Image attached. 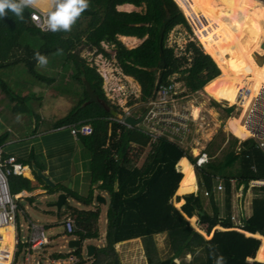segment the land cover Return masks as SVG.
Listing matches in <instances>:
<instances>
[{"label":"trees","instance_id":"1","mask_svg":"<svg viewBox=\"0 0 264 264\" xmlns=\"http://www.w3.org/2000/svg\"><path fill=\"white\" fill-rule=\"evenodd\" d=\"M125 3L136 6L145 3L146 10L144 13L119 11L117 6ZM31 11V8L25 9L23 21L11 12L0 18V70L23 64L27 74L35 79L33 82L45 81L52 85L57 77L52 78L40 72L34 54L39 52L51 58L62 53L69 65L66 70H72L70 74L64 75L73 79L69 87H73L72 83L84 86L85 98H81L65 116L58 118L54 129L81 123L93 127L91 134L80 135L79 140L89 160L92 184H97L99 190L107 193L110 207L105 244L96 247L91 264H124L117 245L134 238L142 239L147 264H216L218 256L224 257V264H264V186L253 187L255 196L252 200V214L243 218L239 227L243 231L234 228L232 220V182L237 181V188H242L245 194L251 180L263 179L264 152L256 147L252 139L244 140L243 148L238 152L236 142L239 137L233 135L234 142L223 151L219 158L221 161L215 160L216 152H209L208 145L211 158L208 163L198 167L190 149L191 154L178 141L163 137L152 146L145 161L139 165L149 136L142 132L140 126L127 127L110 120L113 116L111 110L120 109L107 98L103 88L104 79L97 68L76 51L78 45L85 44L89 49L96 48V52L111 57L112 53L106 51L102 43L114 45L120 68L124 74L139 82L141 101L147 103L156 91L159 78L158 70L151 63L143 61L142 54L144 48L153 43L156 62L162 70L160 83H169L170 76L181 72L189 91L196 92L217 78L220 69L210 55L203 53L195 57L191 67L181 69L179 64L169 69L165 67L164 35L177 24H183L191 30L178 3L175 0H89V8L82 13L70 32L55 33L37 27L31 20ZM119 34L139 38L148 35V38L139 47L129 49L118 38ZM85 81L110 105L108 109L87 102L89 96ZM0 87L14 102L12 108L15 112L31 111L25 104L31 99V94L16 93L2 78ZM7 138V134L0 135V146L6 143ZM32 158L34 155L27 160L20 159L19 162L28 165L32 163ZM194 167L197 169L200 187L208 192L212 212L206 209L200 192H196ZM217 177L224 180L227 186L225 215L213 195ZM39 180L44 183L42 179ZM9 181L11 190L16 193L33 189L31 180L23 175L10 174ZM47 188L50 193L56 190V187ZM93 195L92 188L88 197H75L85 205H91ZM72 216L78 222L74 234L80 237L81 242L99 237L97 233H92L93 220L99 219L98 211L78 210ZM217 225L224 230L216 229ZM159 234L165 235L164 249L158 246L156 236ZM2 236L5 238L4 249L8 252L14 244L13 226L6 227ZM197 250L202 251V255L188 260L187 256H194ZM81 252L80 246L74 254L58 257L76 255L79 258Z\"/></svg>","mask_w":264,"mask_h":264},{"label":"rangeland","instance_id":"2","mask_svg":"<svg viewBox=\"0 0 264 264\" xmlns=\"http://www.w3.org/2000/svg\"><path fill=\"white\" fill-rule=\"evenodd\" d=\"M261 1L264 3V0ZM186 18L191 27V30H189L188 27L183 24L174 25L167 31L162 40L163 49H166L165 60L167 64L165 65V67L167 69H169V67H171L172 65L178 64L180 65L181 69L188 68L193 65L195 57H198L200 53L210 55L205 51V49L203 48L204 46H202L203 44L199 40V37L196 35L194 25L188 19L187 16ZM152 47L153 43L148 44L147 48H144L145 51L142 54L143 61L151 63V65L158 70L157 74L159 78L162 70L156 62V58L153 51L155 49H153ZM108 50L112 52L114 51V48L111 49L109 47ZM76 51H79L81 56L85 58L91 66L97 68L96 62L99 58L98 52L94 51V49H89L87 46H85V44L78 45ZM103 55L107 56L105 54ZM47 59V66L38 67V69L40 70V72L49 77H57V81L52 85L45 81L33 82V80L35 79L27 74V71L25 70V66L23 64L0 70V78L5 80L8 86L13 89L16 93H20V95L31 94V99L25 102V104L28 105L31 111L29 113H13L12 107L14 105V102L11 101L10 97H8L6 93L1 90L0 87V135H8L6 143L3 145L6 154L14 155L18 161H20V159L27 160L31 157V155H34V160H36L39 165H42L43 167H49L50 173L52 172V175H48L52 178L53 181L55 180V183L57 182L56 184L60 185L61 183L58 181V178L61 179L64 176L70 177L74 174L76 168L75 159L72 158V156L68 158L71 162V165H68L66 160L65 162H63L61 157H53L51 158L52 160L48 161L47 163L48 158L46 157L45 147H47L50 143H56V138L59 139L58 143L63 142L64 144H66L72 142L73 136L69 133V128H65L62 131H56L58 129H54V123L58 118L65 116L78 103L81 98H85L84 86L80 83H72L73 87H69V82H71L73 79L69 75H64H66L67 73L70 74L72 70H66L68 69L69 65L68 62H65L64 54L61 53L58 56L51 58L47 57ZM101 60L103 61V57L101 58ZM103 65V67H105V70L109 71L110 73L108 75L109 77L107 80L103 78V88L110 103L118 107V103H126L127 106L131 107V111L134 116H139L141 113H144L146 110L147 103L141 101V85L137 86L138 83L134 79L124 76L123 73H121V70H119L120 67L118 69L119 64L117 62L109 60L106 61V64ZM219 69L221 74L222 70L220 67ZM171 79H176V81H178V85L180 84L178 89L182 93L179 94L178 98H180L181 96H185L183 98L178 99V104H176V106L180 107L181 109L186 108L188 112H191L192 117L194 119L190 121V128L192 131L189 137H187L184 142V146L188 149L189 153L193 150V153H195V150H197L198 147H195L197 149L194 148L190 151L189 149H191L193 145H196L198 141H202L204 143H207L209 141V143L211 142L209 144V152L210 150L213 154L216 152L215 160H217L222 157L223 151L226 150L227 147H229L231 142H234L233 135L239 137V140L237 142L235 141L237 143V146L240 145L239 143L241 139H246L248 137L246 136V138H243L237 132V128L240 127L236 123L235 117H238L242 112L243 108L241 104L229 105L226 101L219 102L212 96H210L204 87L196 92L189 91L188 87L182 79L181 72L174 73L172 76H170V80ZM55 86H57V88ZM193 105L197 106L200 110L198 119H195L193 111H191ZM230 109L233 110L229 111ZM145 127L146 125L144 123L140 125V129L145 130ZM240 130L245 132L241 128ZM227 140H229V142L226 143ZM198 146L200 147L201 145L198 144ZM218 147H220V151ZM148 152L149 149H145L142 152L138 161L140 163L139 165H142L143 161H145ZM83 156L84 158L87 157L86 151H84V147ZM219 161L221 160L219 159ZM50 162L52 163L50 164ZM28 166H30L31 168L30 164H28ZM4 169L7 174H10V167H5ZM194 171L197 178L198 174L197 169L195 167ZM32 172L34 173L33 170ZM198 180H196L195 182L196 185H198ZM66 186L70 187V183ZM197 189H199L198 186ZM13 194L15 196L16 203H22L25 212H28L34 220H38L46 224H52V229H46L48 237H50L52 232L56 233L55 236L58 235V232L66 235L68 237L66 248L69 249L67 251V254H74L75 249L78 247H72L69 243L70 239H76L77 236H74V234H68L65 230V225L62 222L67 216H70L74 219L72 215H74L75 212L73 210L69 211L67 210V207L64 206V209L61 212V216L58 217L57 209L54 207H48V204L49 202H51V200H45L41 198V196H37L36 200H38L39 198L40 201L37 203L38 206L36 207L31 205L30 201L26 198H18V196L14 192ZM96 195L92 198V202H95V204L99 206L100 210H97L99 212V219L93 220L92 233H97L100 236L103 232L106 236L110 199L109 196H107V202L98 201V196L96 197ZM200 195L204 199L205 207H208L206 209H209V205L205 202L206 199L203 195L202 190L200 191ZM176 196L177 195H175V197L173 198L174 202L176 201ZM179 196L181 197L182 195ZM247 196H255L253 187L249 188L245 194L244 190L242 189L239 192V195H235L236 208L240 206V202L244 203L246 201L245 199ZM53 200H55V198ZM180 200H182V198ZM71 205H75V202H71ZM86 206L87 205H85V208ZM251 208L252 207L249 206V212L252 211ZM87 209L91 210V208ZM209 210L210 212H212V209ZM197 222L198 217L196 224ZM26 224L27 220L25 213L20 208L17 211V228L19 234L18 237L22 241L26 240L28 237V229L26 227ZM105 236L101 237L99 245H101L102 243L104 244V238H106ZM156 238L159 244L158 246L161 249H164L166 246L165 235L159 234L156 236ZM90 239V241H83V245L81 244L82 254L79 258H83V264H85L90 258L87 246L96 243L93 238ZM1 246L3 249V245ZM137 252L138 253L136 255L132 256L121 254L120 258L124 264H147L142 246L137 249ZM200 255H202V251L197 250L194 256L189 254L187 258L188 260H191L193 259V257L199 258ZM25 257V252H20V254L17 255L16 264H25ZM74 257H76V255ZM37 259H42L44 261V264H50L47 257L43 255V251L40 253H36L35 257H32V261L30 263L38 264V262L36 261Z\"/></svg>","mask_w":264,"mask_h":264},{"label":"built area","instance_id":"3","mask_svg":"<svg viewBox=\"0 0 264 264\" xmlns=\"http://www.w3.org/2000/svg\"><path fill=\"white\" fill-rule=\"evenodd\" d=\"M33 16L36 19H33ZM46 18L45 11L40 9H35L31 13V20L35 25L43 30L41 27L43 21ZM47 31V30H44ZM99 60L97 59V71L101 76L107 80L109 71L105 70L103 64H106V61L115 60V55H111V58L99 54ZM103 57V61L101 58ZM101 63V64H100ZM103 63V64H102ZM119 69V68H118ZM105 70V71H104ZM176 79H171L169 83L159 84L156 88L155 95L150 99L146 104V109H148L142 124L146 125L145 130L141 129L146 135L149 136L148 144L146 149L151 150L152 146L156 144L161 138L166 137L172 141H179L180 144H183L187 137L191 133L190 121L193 117L191 112H188L186 108H180L176 106L178 104V99L185 96L179 97V94L182 92L179 91V86ZM136 95V94H135ZM251 97V90L247 87L242 88L239 91V100L241 105H244L245 101L249 100L248 106L245 110L243 117V124L250 131V136L246 139H241L242 141L247 139H252L257 148L261 149L264 152V84L257 91L256 95ZM121 107L122 116L113 115L110 117V120L121 123L127 127H133L130 123L126 121V117L133 115L131 107L125 104L118 103ZM242 112L244 107H242ZM241 112V113H242ZM142 115V114H140ZM139 115V116H140ZM194 120V119H193ZM71 134L78 138L80 135H89L93 132V127L88 123L72 124L69 126ZM200 142H197L196 145L192 146V149H197V153H193L195 157L196 166L200 167L209 162L211 156L207 150V145L198 146ZM194 151V150H193ZM4 146H0V227L6 226L10 223H16L17 220V211L19 209L18 203L15 201V196L11 191L9 175H21L23 174L24 167L17 160L14 155L5 156ZM5 167H10V174H7ZM255 169V167H253ZM216 186L217 190H224L225 182L217 177ZM237 181L233 180L232 183ZM256 186H264V178L251 180L250 188ZM208 194V192H205ZM235 215H232V219L235 220ZM65 230L69 234H72L76 230L75 220L71 217H68L64 221ZM2 235L0 234V241ZM49 238L47 236L45 225L39 222H30L28 227V237L24 241H20L18 236L15 235V244L14 251L12 256L11 264H16L18 253L25 252V264H31V256L34 251L42 249L46 244H48ZM20 243L22 244L20 248ZM9 252L1 251L0 249V264L5 263ZM69 263H76L79 261L77 257L73 255L68 258ZM39 264V263H38Z\"/></svg>","mask_w":264,"mask_h":264},{"label":"bare ground","instance_id":"4","mask_svg":"<svg viewBox=\"0 0 264 264\" xmlns=\"http://www.w3.org/2000/svg\"><path fill=\"white\" fill-rule=\"evenodd\" d=\"M175 1L194 25L205 51L222 70L204 87L209 95L229 105L241 104L239 91L244 87L251 90L250 98L256 95L264 84V62H259V55H264V3L261 0ZM249 102L241 105L244 111L235 117L236 123L245 131L238 130L243 138L250 135L242 121ZM191 111L198 119L199 108L193 105ZM11 226L13 223L0 227V234ZM4 242L2 236L1 251H5Z\"/></svg>","mask_w":264,"mask_h":264},{"label":"crops","instance_id":"5","mask_svg":"<svg viewBox=\"0 0 264 264\" xmlns=\"http://www.w3.org/2000/svg\"><path fill=\"white\" fill-rule=\"evenodd\" d=\"M31 9H32V11H31V13H32L35 10V8H31ZM39 9L42 10V11H45V8H39ZM117 9L119 11H125V12L136 11V12L144 13L145 10H146V4L144 3L142 6H136V5L131 4V3H125V4L118 5ZM31 13H30V17H31ZM118 38L125 44L126 47L134 49V48H137L139 45H141L145 40H147L148 35H146L144 38H139L137 36L119 34ZM84 39H85V37H84ZM102 45L109 52H110V50H108L109 47L111 49L114 48V45L110 46V44H107L105 42H103ZM94 51H96V48L94 49ZM110 53L115 55V60L118 63L117 58H116V52L112 51ZM99 54H104V53L99 52ZM119 67L120 66L118 65V68ZM119 70H121V73H123L121 68ZM123 75L128 77V78H131V79L135 80V78L132 77V76H128V75H126L124 73H123ZM135 81L138 83L137 86H140L139 82L137 80H135ZM13 113H17V112H15L13 110ZM18 113H21V112H18ZM65 128H68V127H63V128L58 129L56 131H62ZM239 129L240 128H237V132H238ZM53 133H55V132H53ZM69 133L71 134L70 130H69ZM12 141H14V140H12ZM58 141H59V139L56 138V143H50V144H48L47 147H45L46 157L48 158L47 163H48V161H51L52 160L51 158H53V157H61L63 162H65V160H66L68 165H71V162H70V160L68 158H70L72 156V158L75 159V163H76V168H75L74 174L72 176H70V177L64 176L61 179L58 178V181L61 184L60 185L56 184L55 192L50 193L49 189L46 188V186H45L46 185L45 182L43 183L42 181L39 180L41 178H39V177H38L39 179L37 178V175H35L36 172L34 170H33L34 173L32 172V163H35L37 166L39 165V163L32 158V163L30 164L31 168L28 165H24L26 168L24 167L25 169H24L23 176H27V178H29L31 180V184L33 186V189L31 191L22 190L19 193H16L15 191H13V192H15V194L18 196V198H23L24 197V198H26L27 200L30 201L31 205L36 206V207L38 206L37 203L40 201L39 198H38V200H36L37 196H41V198H43L45 200H51V202H49V204H48V207H54V206H52L51 203L56 201V199L58 198L59 194L65 193L66 194V202H65L64 206H66L67 210H69V211L70 210L71 211L73 210L74 212H76L78 210L79 211H88L89 209H87V208H91L92 211L100 210L99 206L97 204H95V202H92L91 205H87L86 208H85V205H84L83 202H80L76 198H74L75 195L82 196V197L83 196H88L90 194V191H91L92 188L94 189V197H95L96 194H97L96 197L98 195H102V196L105 197V199L108 196L106 192H103V191H101V190H99L97 188L98 187L97 184H95V185L92 184V174H91V169H90V165H89V160H88L87 157L84 158V156H83V145L80 142L79 138H76V137L73 136L72 142H70L71 144L70 143L64 144L63 142L58 143ZM198 142H200L201 146L207 145V147H208V145H209V141L207 143H204L202 141H198ZM227 142H229V140H227L226 143ZM242 142L243 141L241 140L240 143H239L240 145L237 146V151L238 152H240L242 150V148H243L242 147ZM183 146H184V143H183ZM145 149H146V147H145ZM7 155H9V154H7ZM51 163L52 162H50V164ZM40 166L41 167H39V166L38 167L40 169H42L47 175L48 174L52 175L51 174L52 172L50 173V169H49L48 166H46V167H43L42 165H40ZM57 169H58V167H57ZM196 180H198V177L196 178ZM69 183H70V187L66 186ZM217 184L218 183L215 181V185H214V189H213L214 199H215L217 205H219L222 214L225 215V212H226V208H225L226 203H225V201H226V194H227V192H226V190H227L226 187L227 186L225 184L224 190H217L216 189ZM232 184H233L232 194L234 196V197L232 196V215H235V217H236L235 220H234V223L240 225L242 223L243 218H248L252 214V211L249 212V206L252 207L253 197L247 196L246 199H245L246 201L244 203L240 202V206L238 208H236L235 195H239V192L242 190V188H240V189L237 188L235 182L232 183ZM57 185H58V187H57ZM196 186L199 187V189H198L199 192L202 190L203 195H204V197L206 199L205 202H206V204L209 205V209H213L212 208V204L210 203L209 195H206L205 194L206 190L200 187L199 180H198V185H196ZM17 189H18V187L16 186L15 190H17ZM54 198H55V200H53ZM71 202H75L76 207H75V205H71ZM106 202H107V199H106ZM184 202H185V200H184ZM18 205H19V209L21 208V210L25 213L26 220H27V224H26L27 229L29 227L30 222H39V223L45 225L46 229L47 228H51V229L53 228V227H51L52 224H48V223L46 224V223H42V222H40L38 220H34L29 215L28 212H25L24 206L22 205V203H18ZM64 206L62 207L61 212L63 211ZM54 208H56V207H54ZM206 208H208V207L206 206ZM209 209H207V210H209ZM61 212H60V216H61ZM66 218H64V220L62 221L63 224H64V221H65ZM74 218H75V222H76V226H77L78 222L76 220V217H74ZM9 225H12V223L9 224ZM77 229H78V227H77ZM15 230H16V232H15ZM55 234L56 233L52 232L50 237H48L49 238L48 244H46L42 249L36 250V251L33 252L32 256H31V261H32V257H35L36 253H40V252L43 251V255L47 257V259L49 260L50 264H77L80 261L81 262L78 263V264H83V258H78L77 257L79 259V261L77 263H69L68 262L69 261L68 258H59L58 257V255L67 254V251L69 250V249L66 248L67 238L68 237L66 235H64L63 233H60V232H58V235H56V236H55ZM15 235L16 236L19 235L18 234V228H17V220H16V223L13 224V241H14V244H15ZM74 236H77V235L74 234ZM104 236L105 235L102 232V234L98 238H93L96 241V243L91 244V245H93L95 247L103 246L105 244V242H104V244L102 243L101 245H99V243H100L101 237H104ZM76 239L80 240V237L77 236ZM105 239L106 238H104V240ZM19 240H20V238H19ZM90 240L91 239L88 238V239H85L84 241H90ZM20 241H22V240H20ZM70 241H71V239H70ZM14 244H13V246L11 248L8 249L9 256H13ZM82 245H83V243H82ZM19 246L21 248L22 244L20 243ZM140 246H142V248H143L142 239L141 238H134V239H131V240L120 242L117 245V250L119 251L120 257H121V254L131 255L132 256V255H136L138 253L137 249ZM143 250H144V248H143ZM2 251H4V250H2ZM5 261L7 262V264H11L12 257L7 258ZM36 261L39 264H41V263L44 264V261L42 259L41 260L37 259ZM91 263H92V257H90L89 260L85 264H91Z\"/></svg>","mask_w":264,"mask_h":264},{"label":"clouds","instance_id":"6","mask_svg":"<svg viewBox=\"0 0 264 264\" xmlns=\"http://www.w3.org/2000/svg\"><path fill=\"white\" fill-rule=\"evenodd\" d=\"M27 8H35V9L45 8L46 18L44 19L43 25L41 26L43 28V30L51 31L53 33L61 32V31L70 32L72 30L73 25L80 18L82 13L85 12L89 8V0H0V18H4L5 16H7L8 12H11L15 15V17L18 20L23 21L25 18L24 17V11ZM33 19H36V17L33 16ZM34 59L37 61L38 67H46L48 64L47 57L40 54L39 52H36L34 54ZM119 109H120L119 111H117V110L116 111L118 113L122 114V112H120L121 111L120 106H119ZM141 114H143V113H141ZM129 116H134V115H129ZM140 116H134V117L138 118ZM140 125H137V126H140ZM67 127L69 128V126H67ZM190 150H192V148ZM191 153L193 154V151H191ZM193 156H194V154H193ZM21 164L23 165V163H21ZM23 167H25V166L23 165ZM23 174H24V172H23ZM23 174H21V175H23ZM196 192L198 193L199 191H196ZM206 195H208V194H206ZM68 217H70V216H68ZM13 224H15V223H13ZM234 225H235L234 228L242 230L241 228H239L240 225L235 224V223H234ZM76 229H77V226H76ZM15 232H16V230H15ZM74 233H72V234H74ZM212 235H213V233H212ZM248 236H254V235H248ZM249 260L253 261L255 259L249 258ZM216 264H224V257L223 256L216 257Z\"/></svg>","mask_w":264,"mask_h":264},{"label":"water","instance_id":"7","mask_svg":"<svg viewBox=\"0 0 264 264\" xmlns=\"http://www.w3.org/2000/svg\"><path fill=\"white\" fill-rule=\"evenodd\" d=\"M259 56L261 57V58L259 57V62L263 63L264 62V55L263 56L259 55ZM160 81H161V75L158 79L157 86L160 84ZM85 85H86V91H87L88 96H89V99L87 102L88 103H96L99 106L105 107L108 109L109 108L108 104L95 93V91L92 89V87L88 81H85ZM154 95H155V93H154ZM154 95H153V97H154ZM232 110L233 109H230L229 111H232ZM147 111H148V109H146V111L138 118H136L134 116H127L126 121L133 126L140 125L142 123ZM111 114L117 115V116H122L121 113H118L115 109L111 110ZM32 170H34L36 172L37 177L41 178L47 186L52 187V188L56 187V183L51 179V177L49 175H47L42 169H40L35 163H32ZM97 199H98V201L106 202L105 197L102 195H98ZM65 202H66V194L61 193V194H59L57 200L55 202L51 203L52 206L57 208L58 217H60V212H61L62 207L65 205ZM179 208H181V207H179ZM216 229L224 230L223 227L220 225H218L216 227ZM204 234L207 236L206 233H204ZM69 244L72 247H80L82 242L78 239H71ZM87 249H88V254L90 255V257H92L95 253L96 247L93 245H88Z\"/></svg>","mask_w":264,"mask_h":264}]
</instances>
